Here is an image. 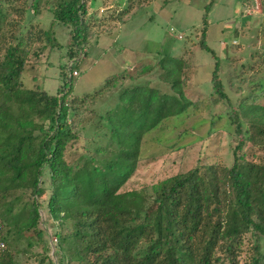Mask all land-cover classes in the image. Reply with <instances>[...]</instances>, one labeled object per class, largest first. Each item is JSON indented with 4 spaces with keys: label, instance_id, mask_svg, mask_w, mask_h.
<instances>
[{
    "label": "trees",
    "instance_id": "obj_1",
    "mask_svg": "<svg viewBox=\"0 0 264 264\" xmlns=\"http://www.w3.org/2000/svg\"><path fill=\"white\" fill-rule=\"evenodd\" d=\"M89 0H57L53 21L70 28L74 54L89 37L84 19ZM125 0L116 20L142 5ZM204 6L198 49L215 60L211 87L226 99L218 78V61L205 43ZM27 0H0V226L6 243L9 229L41 242L39 199L44 197L41 175H48L45 214L55 224V264H237L243 237H255L244 264H264L257 243L264 238V107L228 106L237 143L229 168L196 164L185 173L168 177L143 191L120 192L132 176L142 137L162 121L180 116L191 106L180 89L182 61L162 55L156 65L170 80L171 95L147 86L123 91L120 105L101 118L106 130L104 157L80 155L68 162L66 146L75 141L68 120L73 101L68 92L49 94L25 89L23 66L34 43H48L51 34L27 32L14 43L5 38L12 26L10 13L21 18ZM16 22H14L15 24ZM13 38V36H12ZM115 78V77H114ZM113 78V80H114ZM245 118V121H243ZM262 153L258 162L239 154L244 143ZM108 155L106 156V153ZM18 194V195H16ZM31 234V237L26 236ZM143 246L138 252V247ZM48 248L43 247V254ZM0 264H17L9 250ZM36 264H53L43 255Z\"/></svg>",
    "mask_w": 264,
    "mask_h": 264
},
{
    "label": "rangeland",
    "instance_id": "obj_2",
    "mask_svg": "<svg viewBox=\"0 0 264 264\" xmlns=\"http://www.w3.org/2000/svg\"><path fill=\"white\" fill-rule=\"evenodd\" d=\"M139 1L143 4L118 22L117 12L125 0H89L84 16L89 37L77 54L70 28L52 19L50 12L57 0H27L35 8L26 7L21 18L10 13L7 20L12 26L5 38L14 43V36L18 39L27 32H50L48 43L42 40L30 47L21 84L25 89L60 96L68 83L62 93L68 92V100H74L68 124L76 136L66 146L68 162L80 155L104 157L103 152H95L107 150L101 118L120 105L119 95L135 86L171 95L170 80L156 63L162 55L182 61L180 89L191 106L142 137L135 171L119 190H143L148 196L154 184L185 173L198 163L230 167L237 136L227 116L228 106L264 107V0ZM207 4L205 43L217 58L218 78L226 99H219L211 87L215 60L198 49ZM239 154L258 162L262 153L245 142ZM48 181L44 171L40 183L45 193L38 201L41 242L32 237L29 240L33 245L26 246L25 237L14 234V226L6 237L5 249L17 264H36L43 255L56 262L55 224L45 214ZM2 229L5 235L6 228ZM254 240L251 233L243 237L237 264L248 261ZM257 243L264 254V238ZM43 247L48 248L45 254Z\"/></svg>",
    "mask_w": 264,
    "mask_h": 264
},
{
    "label": "built area",
    "instance_id": "obj_3",
    "mask_svg": "<svg viewBox=\"0 0 264 264\" xmlns=\"http://www.w3.org/2000/svg\"><path fill=\"white\" fill-rule=\"evenodd\" d=\"M73 75H76L75 72H72ZM1 231H2V228L0 226V255L3 253L4 249H5V245H4V242L2 241L1 239Z\"/></svg>",
    "mask_w": 264,
    "mask_h": 264
}]
</instances>
